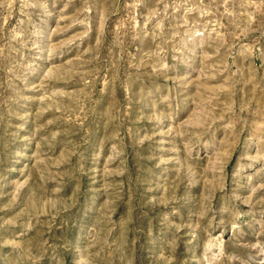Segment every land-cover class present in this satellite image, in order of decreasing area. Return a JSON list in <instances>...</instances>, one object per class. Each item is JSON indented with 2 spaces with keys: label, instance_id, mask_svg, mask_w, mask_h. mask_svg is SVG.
Listing matches in <instances>:
<instances>
[{
  "label": "rangeland",
  "instance_id": "obj_1",
  "mask_svg": "<svg viewBox=\"0 0 264 264\" xmlns=\"http://www.w3.org/2000/svg\"><path fill=\"white\" fill-rule=\"evenodd\" d=\"M0 264H264V0H0Z\"/></svg>",
  "mask_w": 264,
  "mask_h": 264
}]
</instances>
